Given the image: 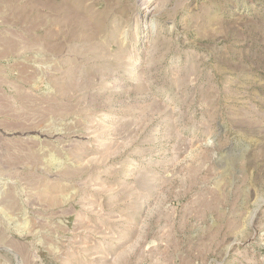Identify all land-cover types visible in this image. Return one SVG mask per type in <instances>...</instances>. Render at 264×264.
I'll return each mask as SVG.
<instances>
[{
	"label": "rangeland",
	"instance_id": "1",
	"mask_svg": "<svg viewBox=\"0 0 264 264\" xmlns=\"http://www.w3.org/2000/svg\"><path fill=\"white\" fill-rule=\"evenodd\" d=\"M0 264H264V0H0Z\"/></svg>",
	"mask_w": 264,
	"mask_h": 264
}]
</instances>
